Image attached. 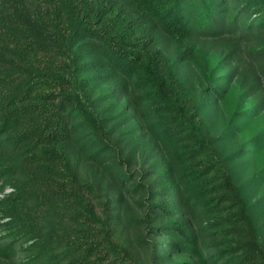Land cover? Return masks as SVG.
I'll return each mask as SVG.
<instances>
[{"label":"trees","instance_id":"1","mask_svg":"<svg viewBox=\"0 0 264 264\" xmlns=\"http://www.w3.org/2000/svg\"><path fill=\"white\" fill-rule=\"evenodd\" d=\"M0 193V264H264V0H0Z\"/></svg>","mask_w":264,"mask_h":264},{"label":"rangeland","instance_id":"2","mask_svg":"<svg viewBox=\"0 0 264 264\" xmlns=\"http://www.w3.org/2000/svg\"><path fill=\"white\" fill-rule=\"evenodd\" d=\"M136 251H137L139 254L142 253L141 247L138 246V245H136Z\"/></svg>","mask_w":264,"mask_h":264},{"label":"built area","instance_id":"3","mask_svg":"<svg viewBox=\"0 0 264 264\" xmlns=\"http://www.w3.org/2000/svg\"><path fill=\"white\" fill-rule=\"evenodd\" d=\"M11 190H12L11 188H7L6 191H5V193H6V192H10ZM3 195H4V194L0 193V197H2Z\"/></svg>","mask_w":264,"mask_h":264}]
</instances>
